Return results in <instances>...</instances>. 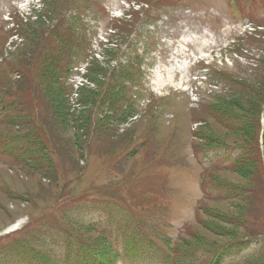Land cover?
Instances as JSON below:
<instances>
[{"label":"rangeland","instance_id":"rangeland-1","mask_svg":"<svg viewBox=\"0 0 264 264\" xmlns=\"http://www.w3.org/2000/svg\"><path fill=\"white\" fill-rule=\"evenodd\" d=\"M32 1L0 0V264H264V0H168L145 99L117 102L128 109L122 124L110 102L142 52L131 33L138 7L118 20L84 86L67 95L63 85V95L36 58L56 21L86 0L30 10ZM89 1L100 36L129 9L127 0ZM14 23L21 34L9 39ZM201 59L225 79L190 88ZM222 108L250 125L224 127L211 116ZM19 113L34 127L6 118ZM218 144L250 148L247 165L228 170L240 153ZM13 223L25 227L5 233Z\"/></svg>","mask_w":264,"mask_h":264},{"label":"trees","instance_id":"trees-1","mask_svg":"<svg viewBox=\"0 0 264 264\" xmlns=\"http://www.w3.org/2000/svg\"><path fill=\"white\" fill-rule=\"evenodd\" d=\"M72 43H73L72 40H64L59 47L64 48V49L67 48V49H69L70 53H72L73 52ZM47 49H49V48L46 47L42 50H47ZM40 51L41 50H39L38 52H40ZM62 57H63V51L61 49H56V51H54L49 57H47L46 61H42L39 64V73H41V75H43L44 78L50 77V80L48 79V82H52L54 90L55 91L61 90V93L63 94V90L61 89L63 87L61 84V78L64 77V73L67 69V66L63 65ZM32 59H33V61H32V65H33L35 63V57H33ZM30 61H31L30 58L25 57L24 63H28ZM53 87L50 86L49 87L50 90ZM120 99H121V97H120ZM223 109L226 112V114L231 116V117H235V118H239V119H242L244 117V115H238L234 112H230L229 109H227V108H223ZM18 117H19V121L16 123H19L22 126L27 125V126L34 127L33 125H31V121L27 116L20 115V113H19ZM16 123L14 124V126L16 125ZM32 130H35V128L28 130V132L32 131ZM242 164H244V166H246L247 161H242ZM222 218L227 220V217L222 216Z\"/></svg>","mask_w":264,"mask_h":264}]
</instances>
